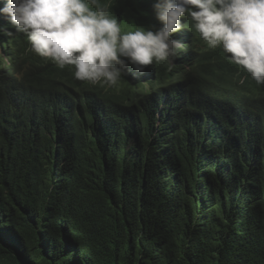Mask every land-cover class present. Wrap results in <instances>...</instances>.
Listing matches in <instances>:
<instances>
[{
    "label": "trees",
    "instance_id": "1",
    "mask_svg": "<svg viewBox=\"0 0 264 264\" xmlns=\"http://www.w3.org/2000/svg\"><path fill=\"white\" fill-rule=\"evenodd\" d=\"M99 2L124 31L162 25L158 0ZM186 46L224 79L161 68L132 105L0 69V264H264V84Z\"/></svg>",
    "mask_w": 264,
    "mask_h": 264
},
{
    "label": "clouds",
    "instance_id": "2",
    "mask_svg": "<svg viewBox=\"0 0 264 264\" xmlns=\"http://www.w3.org/2000/svg\"><path fill=\"white\" fill-rule=\"evenodd\" d=\"M154 8L162 24L157 30L124 31L99 0H0L1 28L25 35L18 41L0 32L4 53L11 57L9 66L0 69L17 65L20 77L34 73L76 93L87 86L106 101L125 104L114 95L126 70L132 77L124 58L145 71L146 77L132 78L137 84L148 83L150 73L157 84L159 69L175 66L209 82L224 79L182 57L186 45L193 44L200 53L222 47L231 62L264 84V0H158ZM227 84L237 88L244 83Z\"/></svg>",
    "mask_w": 264,
    "mask_h": 264
},
{
    "label": "rangeland",
    "instance_id": "3",
    "mask_svg": "<svg viewBox=\"0 0 264 264\" xmlns=\"http://www.w3.org/2000/svg\"><path fill=\"white\" fill-rule=\"evenodd\" d=\"M11 45L14 47L13 42ZM11 57H8L3 50V42L0 38V67H8L10 64ZM91 83V82H90ZM106 89L111 86L104 85ZM152 86L148 83L137 84L132 77L129 75L127 70L125 75L119 80L114 95L117 100L127 105H132L138 101V96L140 94H147L152 91Z\"/></svg>",
    "mask_w": 264,
    "mask_h": 264
}]
</instances>
